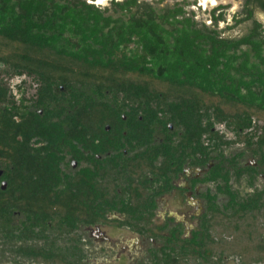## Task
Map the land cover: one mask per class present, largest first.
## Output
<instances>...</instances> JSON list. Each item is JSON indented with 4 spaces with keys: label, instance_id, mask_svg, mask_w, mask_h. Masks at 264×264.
Wrapping results in <instances>:
<instances>
[{
    "label": "trees",
    "instance_id": "obj_1",
    "mask_svg": "<svg viewBox=\"0 0 264 264\" xmlns=\"http://www.w3.org/2000/svg\"><path fill=\"white\" fill-rule=\"evenodd\" d=\"M163 3L111 0L103 7L94 0H0V250L15 260L71 264L67 253L32 244L36 239L48 247L56 244L50 242L54 237L45 211L61 217L60 228L128 225L145 234L140 215L149 208L146 221L151 222L159 195L131 181L141 167L135 171L121 164L116 177L109 174L101 182L98 172L86 168L68 178L76 194L57 193L65 172L55 154L36 153L35 139L63 138L79 159V146L101 154L107 145L120 148L148 131L145 142L154 154L142 170L166 176L163 192L173 188L189 158L196 167L213 164L201 182L214 184V193L204 196L207 213L197 234L192 240L172 234L171 245L149 264H225L226 257L238 264H264V188L255 186L261 172L240 164L246 152H227L245 144L264 166V27L254 19L264 0H245L234 24H253L238 39L223 36L224 13L216 14L222 7L208 24L186 9L187 1ZM18 78H23L15 86L21 106L10 86ZM33 84L40 86L36 107L42 116L25 104ZM122 116L133 119L130 134L106 135L104 126H117ZM167 124L181 135L153 145L154 127H164L167 134ZM93 138L102 141L99 147ZM160 157L162 162L155 163ZM243 180L251 192L238 189ZM95 195L103 202L90 199ZM121 195L127 201H111ZM113 211L132 225L108 220Z\"/></svg>",
    "mask_w": 264,
    "mask_h": 264
},
{
    "label": "flooded vegetation",
    "instance_id": "obj_2",
    "mask_svg": "<svg viewBox=\"0 0 264 264\" xmlns=\"http://www.w3.org/2000/svg\"><path fill=\"white\" fill-rule=\"evenodd\" d=\"M147 1V0H145ZM22 81V80H21ZM18 83L17 86H21L22 83ZM34 89H31V93L28 91L26 94L25 104L29 105L32 110L38 112L39 115H43V110L38 111L36 105L37 91L39 89L38 84H33ZM14 93L17 95L19 100L18 105L21 106L22 95L18 94V90L13 89ZM60 91H65L64 87L60 86ZM63 108L69 107L67 104L63 103L61 105ZM19 119V118H16ZM50 123H60L65 119H48ZM120 123L113 125L112 123H107L104 126V133L111 136L114 130H121L123 137H126L129 131L133 129V119L126 118L122 116L119 119ZM139 121L142 118L139 117ZM155 133L153 134V145H164L166 141L171 137L176 139L181 134H177V128L173 124H167V134L164 133V127L156 126L154 127ZM138 130V129H136ZM117 133H113V138L117 139ZM139 133V132H138ZM230 139L231 133L228 131L224 132ZM97 134H100L97 132ZM150 134L148 131H141L139 133V141L130 142L127 140L126 144L120 148L117 145L105 146L103 153H95L91 149H86V146L81 148L83 157L75 159L72 155L73 149L68 144L67 140L63 138H55L52 134L48 138H37L33 142L36 153H53L57 156L60 161V168L65 172V178L62 183H57L55 190L57 193L65 194H76L77 190L74 189L73 182L68 178H71L77 173L83 172L86 168L91 169L92 172H98V181L101 182L103 177L112 174L114 177L115 169L121 165H128L130 169L137 171L141 167L142 173L133 176L131 181L135 186H140L147 190L153 189L154 192L159 193L155 197L156 209L153 211L151 222L146 221L150 218L149 208H146L140 215L144 218L142 225L144 226L147 233L142 234L133 229L128 225H106V224H95L87 226L85 224H78L77 228L70 230L69 228L59 227L58 218L54 212L45 211V217L51 221L49 224V232L52 234V240L50 242H55L51 246H46V244L41 239H36L32 242L33 246L45 249H57L58 251L65 254L68 258V263L71 264H118L119 261L116 260L114 255L112 256V251L118 252L122 256V261L126 262L127 254L129 251L137 252L134 256V260H130L129 264H149L154 258L155 253L161 251H166L168 241L171 240V236L176 235L177 238L182 240H192L193 236L197 234L201 227V221L207 213V203L205 195L208 193H214V184L201 182L205 174L210 170L213 164H208L206 167H196L193 165L194 159H187L184 167L175 179L172 180L173 188L169 192H163L164 179L166 176H162L163 173H157V176L152 175L149 169L142 170V166L145 165L144 162L148 160L150 152L154 151L147 146L148 143L145 142V138ZM97 147L102 143L97 138L92 139ZM228 155H236L239 153L246 152V155L240 159V164L243 167L257 168L261 174L256 182V187L264 188V166L260 165V157L254 156L253 152L250 151L245 144H239L232 146L228 151ZM154 154V152H153ZM94 160H93V159ZM142 159V160H141ZM141 160V162H140ZM162 158H158L155 163L160 164ZM121 164V165H120ZM3 175V169H0V177ZM246 180H243L237 187L243 193L251 192V188L247 186ZM4 184V183H3ZM6 184V183H5ZM120 193V190H118ZM120 198V199H119ZM119 198L111 199V201L117 202L118 200L127 201L128 197L125 195L119 196ZM91 200H95L98 204L102 203L104 199H101L99 195L95 197H90ZM109 201V202H111ZM118 201V204H120ZM219 203H225L222 198L219 199ZM97 204V205H98ZM117 206V204L115 203ZM82 216V214H81ZM84 216V214H83ZM106 218L110 221H117L119 223L125 224L127 221L132 222L124 214L118 212H109L106 214ZM134 224V223H133ZM151 233V235L149 234ZM116 234L121 235L120 239H116ZM153 235V236H152ZM173 244V243H172ZM172 248V247H170ZM123 253V254H122ZM119 255V256H120ZM72 260V262L70 261ZM70 261V262H69ZM122 263V262H121ZM0 264H44L39 262L30 261L23 257H18L16 260L13 256L9 255L7 252L0 250Z\"/></svg>",
    "mask_w": 264,
    "mask_h": 264
},
{
    "label": "rangeland",
    "instance_id": "obj_3",
    "mask_svg": "<svg viewBox=\"0 0 264 264\" xmlns=\"http://www.w3.org/2000/svg\"><path fill=\"white\" fill-rule=\"evenodd\" d=\"M91 2L92 0H86ZM111 0H94V3L98 6H108ZM147 1H155L160 2L161 0H147ZM187 1L189 6L186 7L188 11H194L197 15L198 20H205L208 24H211L212 12L216 9L219 10L216 12L217 16H220L221 13H224V20L219 22L220 29L224 31L223 36L229 38H241L244 35L248 34L250 31L253 22L246 21L238 26L234 24L235 18L237 15H241L243 13L245 0H164V4H174L175 2H183ZM254 19L259 23L263 24L264 27V10L260 8L254 9ZM23 78L14 79L10 82V86L12 89H15V86L20 83ZM29 91V90H28ZM32 92L31 90L29 91ZM262 125V123H259ZM225 264H238V260L234 258L225 259Z\"/></svg>",
    "mask_w": 264,
    "mask_h": 264
},
{
    "label": "crops",
    "instance_id": "obj_4",
    "mask_svg": "<svg viewBox=\"0 0 264 264\" xmlns=\"http://www.w3.org/2000/svg\"><path fill=\"white\" fill-rule=\"evenodd\" d=\"M116 239H120L121 238V235H119V234H116V237H115ZM112 253V256L114 255V257H116V260L117 261H119L120 263H118V264H129V261L130 260H134V256H136L137 255V252H135V251H129V253H126L127 254V260H126V262H124V261H122V256L120 255V254H118V252L116 251H112L111 252ZM123 254V253H122ZM120 255V256H119ZM122 262V263H121Z\"/></svg>",
    "mask_w": 264,
    "mask_h": 264
},
{
    "label": "water",
    "instance_id": "obj_5",
    "mask_svg": "<svg viewBox=\"0 0 264 264\" xmlns=\"http://www.w3.org/2000/svg\"><path fill=\"white\" fill-rule=\"evenodd\" d=\"M2 189L5 190L6 189V184H2Z\"/></svg>",
    "mask_w": 264,
    "mask_h": 264
},
{
    "label": "snow or ice",
    "instance_id": "obj_6",
    "mask_svg": "<svg viewBox=\"0 0 264 264\" xmlns=\"http://www.w3.org/2000/svg\"><path fill=\"white\" fill-rule=\"evenodd\" d=\"M97 2H99V0H97Z\"/></svg>",
    "mask_w": 264,
    "mask_h": 264
}]
</instances>
